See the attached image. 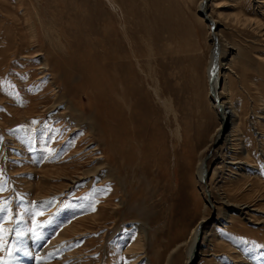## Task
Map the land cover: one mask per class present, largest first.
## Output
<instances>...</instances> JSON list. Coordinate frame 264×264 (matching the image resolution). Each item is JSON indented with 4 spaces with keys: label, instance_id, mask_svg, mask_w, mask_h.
<instances>
[{
    "label": "rangeland",
    "instance_id": "obj_1",
    "mask_svg": "<svg viewBox=\"0 0 264 264\" xmlns=\"http://www.w3.org/2000/svg\"><path fill=\"white\" fill-rule=\"evenodd\" d=\"M216 1L208 16L219 22V41L202 18L200 0H0L2 264H76L71 258L61 262L83 252V264H131L144 252L126 254L139 233L120 232L130 220L153 230L146 264H188L191 237L202 220L203 236L213 245L198 248L199 239L196 264H234L237 258V264H264V9L256 12L260 0ZM212 59L222 74L221 98L233 105L246 141L231 160L245 162V171L222 162L216 174L225 146L204 151L222 119L209 91ZM125 63L140 79V87L127 88L132 97L126 101L116 81L108 80L110 72L122 74ZM62 95L65 106L52 110ZM131 104L146 114L134 120ZM85 116L95 123L98 141ZM127 130L144 133L140 141L156 148L142 172ZM203 151L205 190L195 170ZM109 155L122 179L131 180V204L126 201L120 224L110 217L117 206L104 202L106 188L100 181L90 184L103 171L83 175L106 157L111 162ZM140 193L144 204L134 217ZM220 194L254 211L231 214V228L214 234L210 225L224 208Z\"/></svg>",
    "mask_w": 264,
    "mask_h": 264
},
{
    "label": "bare ground",
    "instance_id": "obj_2",
    "mask_svg": "<svg viewBox=\"0 0 264 264\" xmlns=\"http://www.w3.org/2000/svg\"><path fill=\"white\" fill-rule=\"evenodd\" d=\"M215 3L217 4L218 1H216V0H200V2L198 4V8H199V11L201 12V14L203 16L202 18H204V20L208 23L209 29L213 33L214 38L216 39V38H218V35L215 34V33H216L217 27L219 26V22H217L216 20L214 21L213 19H211L210 16H208L209 9L211 8V6L213 4L215 6ZM218 6L219 5H217V8H218ZM254 6L256 7V10H257L256 12L260 13L261 9H264V0H260V1L256 2V4ZM261 15H263V13ZM260 28H258V29L260 30ZM259 30H257V32ZM260 32H261V30H260ZM218 41H219V38H218ZM135 48H136V46H135ZM214 50L216 51V49H214ZM136 51H137V48L135 49V51L133 53V57L135 58V60L137 58ZM232 52H233V49H232V51L230 50L229 54L231 55ZM124 58H126V60H128V57H124ZM214 58H216V57H214ZM42 63H43V65L48 66L46 60L42 61ZM210 63L211 64L209 66V70H208L207 76H208L209 91H210V94H211L212 98L214 99V101L212 102V106L216 110V112L218 114H220L219 116L222 119L220 121L219 129L214 134V136H212V138L209 140V146L207 145V147L204 148V151L205 152H208V150L210 151L211 147H214L216 149L217 147H219L222 144H223V147L225 146L224 149H223V156H222L223 158L220 157V158H218V160H216V161H218L217 165L219 167L215 168L214 173L217 174L219 172V169H222V162H224L225 164H228V166L226 165V167H228V168L231 165H235V166H237L236 168H238V169H241V167L242 168L243 167H247V164L245 162H239V161H238L237 164H235L231 160L232 157H233V154L235 152H237V150H239L241 146L243 148H245V143L243 142L244 139L242 140V137L240 136V133H239V130H238L239 127L237 128V124H236L237 123V116L235 114V111L233 110L234 109L233 105L230 102H228V103L224 102L223 99L221 98V95H220V89H221V84H222L221 71H220L219 67L216 66L217 64H216V60L215 59H212L210 61ZM119 69L122 71V74H119V76L117 78H115L114 75H115L116 72H113L114 75L110 72L108 80L111 77L110 79H112V83L113 84H115L114 81H116L117 85L115 84V86H116L118 95H119V97L121 99H124V101H126L127 100L126 98L132 97V95L127 91V88L130 87V86H133V87H136V88L140 87L139 86V80H140L139 79V73L138 72H133L129 68V63H125L123 65V67L121 65ZM228 70H229V68H228ZM131 75H133L134 78H131L130 77ZM123 87H125L126 91L123 89ZM55 89L58 90L59 89L58 86H55ZM153 92H154V96H156L157 93H158V91L155 90V88L153 89ZM65 98L66 97L64 95H62L60 97L59 103L54 105V106H52L51 109L52 110L53 109L54 110H58L59 108L60 109L63 108V106H65V104H66ZM216 98L220 102L219 105L217 104V99ZM140 102H142V101L140 100ZM131 103H133V102H131ZM69 107L71 109H74V110H72L73 111L72 112L73 113L72 114L73 118L76 119V121L80 122L81 124L85 123L84 118L81 115H79L80 111L78 110V108L76 106H74V108H73L72 105L67 104L65 109H68ZM130 107H131V110L133 111V119L134 120H136L138 118H141V117H143L146 114V112L140 113L139 109H136L133 104H131ZM143 107L146 108L145 106H143ZM144 110L146 111V109H144ZM222 111H223V114H222ZM119 114H122L121 108H119ZM86 118L89 119V117H86ZM76 121H74V122H76ZM89 121H90V124L88 126H86V127H88V130L90 131L91 137L93 138V141H98L97 140V131H96V128H95V123H93V121H91L90 119H89ZM80 126H82V125H80ZM124 128H125V126H124ZM126 133L127 134L129 133L128 137L130 138V140L128 141V148L131 149L133 151V153L137 156V159H136L135 162L137 163V165L139 164L138 172H142V169L145 170L146 165H149L148 163L151 160H153V157H156V154H157L156 150H155L156 148L155 147H151V146L150 147L149 146L146 147L145 144H143L140 141V140H145L144 138L142 139L143 135H145L144 133H140L138 131H133V130H127ZM149 141H151V140L149 139ZM96 144H97L96 146H98L99 149L102 148V146L100 145V142L99 143L97 142ZM164 150H166V149H164ZM204 151L201 152L202 155L200 154V156L198 158V162H197V166H196L195 170H196L197 183H198V185L201 188H203L205 190V186L208 185L207 184V176L206 175H208L209 172H208V164H207L208 159H207V156L206 157L204 156V153H205ZM247 151H249V149ZM103 153H105V152L103 151ZM160 156L164 157L162 154H160ZM109 157L111 159V162H109V160H107L108 157H106V159L104 161H101V163L99 165H96L92 170L85 171L83 175L86 178H89L92 175L96 176L101 171H103V174L99 175L100 176V180H95V182L93 184L92 183H90V184L92 186H94V185L97 184V182L100 181L101 182L100 186H104L106 188L105 192L107 194L104 195L105 196L104 202L108 206H110L111 204H113L114 206H117L116 208H114V216L110 215V217L115 219V222H113L114 224H120L121 220L124 219L121 216L124 213H126V208H127L126 201L130 200L129 199L130 198L129 197L130 196L129 195V191H130V187H129L130 183L129 182L131 180H123L122 179V177H123L122 174L118 173L117 168H115L114 165H113V160L115 161L114 156H113V160H112V155H109ZM263 157H264V154H263ZM159 159L167 160V159H164V158H161V157H159ZM138 160H139V162H138ZM229 160H231V161H229ZM162 163L163 162H160L158 164H162ZM155 165H156V162H155ZM242 170L245 171L244 168L241 169V171ZM91 181H94V180H91ZM141 181L142 180H138V183H139L140 187H141V184H140ZM147 181H149L146 184V187L148 188V185H149L150 181H152V180H147ZM71 183L73 184L74 182L71 181ZM150 191H152V190H150ZM206 193H207V195L209 197L208 198V203H210L214 207L213 211L215 212L216 206H215V204H213L214 202H212V200H211L212 199L211 192H206ZM219 193H221V192H219ZM220 200H222V203H223V206H224V208L221 209V211H220V209L218 210L219 211V215H221V216H220V218H217L216 220H214L213 224L210 225V227H212L211 228V232L213 231L214 234H215V231H216V230L214 231V229L229 230L231 228V226H230V225H232V223H231L232 219L230 218L231 214H236V215H240L241 217H245L246 215L251 214V212L254 211V209H252V207H254L253 205H251V207H250L248 204L233 203V202L229 201L228 198L224 197L223 194H220ZM130 204H131V202H130ZM143 204H144V202L142 200V193H140L139 196L134 200V204H133L134 205V210L136 212H134L130 208L131 211L136 213V215L134 217H137L138 214H141V210H142L141 208L143 207ZM256 212H259V210L256 209ZM227 213H229L228 216H227ZM204 221L205 220H202L197 225L196 229L193 232V237H191L192 238V242H191V245H190L191 249H190V252H189V254H190L189 260L190 261H189L188 264H190L193 259L194 260H193L192 264H194V261H197V258H195V252L197 251L198 248H203L204 249L205 247L209 248L210 246L213 245L211 243V241H210L211 238H207L208 236H205V237L203 236V232H204L203 223H204ZM126 222H129L128 223L129 225H125L124 228H121L123 226L122 225L120 227L121 228L120 232L124 231L123 234H125V235L129 234V236H133V235L137 234L136 232L134 234V230L135 231L137 230V232H139L138 233L139 235L138 234H137V236L135 235L137 238L132 242L131 246L126 250V254H129L130 256L135 255L134 256V258H135V257L139 256L138 252L140 250H143V252H144V253H142L143 257L138 259V260L135 258L134 261H131V264H146L147 261H145L144 259H145V257H148V251H147L148 243H147V241L148 240L150 241V238H151L150 235L153 232V230L150 227L147 228V226H143V224L138 222V221L130 220V221H126ZM111 229H113V228H111ZM153 234H152V236H153ZM201 236H203V237H201ZM63 238H67V237L63 235ZM116 238H117V236H116ZM202 238H203V243L200 242L201 244L198 245L199 239L201 240ZM59 240H60V238H59ZM113 240H115V238ZM197 245H198V248H197ZM48 252H49V250H47V253ZM43 255H44V253H43ZM80 255H82V257L79 258L78 253H70L62 260V262L60 260V262L64 263V262L68 261L69 258H71V259H74V260H78L77 261L78 264H83V258H84V256H86V254L83 252V253H80ZM201 256H204V255H201ZM205 256H206V254H205ZM231 259H233V258H231ZM237 259H235L234 264H237V262H238Z\"/></svg>",
    "mask_w": 264,
    "mask_h": 264
},
{
    "label": "snow or ice",
    "instance_id": "obj_3",
    "mask_svg": "<svg viewBox=\"0 0 264 264\" xmlns=\"http://www.w3.org/2000/svg\"><path fill=\"white\" fill-rule=\"evenodd\" d=\"M95 210V208H93V211ZM6 212V209L5 208H2L0 207V213H5ZM2 232H3V229H0V240H2ZM11 255V253H10ZM0 264H2V262H0Z\"/></svg>",
    "mask_w": 264,
    "mask_h": 264
},
{
    "label": "water",
    "instance_id": "obj_4",
    "mask_svg": "<svg viewBox=\"0 0 264 264\" xmlns=\"http://www.w3.org/2000/svg\"><path fill=\"white\" fill-rule=\"evenodd\" d=\"M217 96V95H216ZM217 99V98H216ZM217 104L219 105L220 104V102H219V100L217 99ZM222 114H223V111H222ZM207 176V175H206ZM196 263V261H194V264Z\"/></svg>",
    "mask_w": 264,
    "mask_h": 264
}]
</instances>
